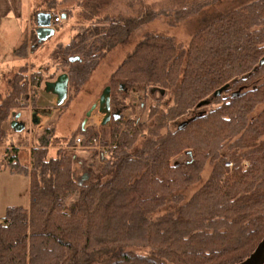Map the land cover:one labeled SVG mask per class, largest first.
Segmentation results:
<instances>
[{
	"label": "trees",
	"instance_id": "trees-1",
	"mask_svg": "<svg viewBox=\"0 0 264 264\" xmlns=\"http://www.w3.org/2000/svg\"><path fill=\"white\" fill-rule=\"evenodd\" d=\"M51 0L53 19L72 17V8ZM220 0H192L175 10L146 9L135 16L82 24L67 43H59L56 69L43 66L31 80L24 64L9 95L0 103V148L4 125L33 100L47 81L69 75V95L78 93L102 58L131 32L159 17L181 22ZM83 2V1H82ZM33 13L36 23L37 13ZM58 29V24L55 26ZM33 41L37 42L33 30ZM24 50L22 56H27ZM79 60L71 62V57ZM31 83V84H30ZM255 87L249 88L251 85ZM111 104L138 87L144 98L157 88L172 90L173 104L152 126L141 117H113L102 127L99 170L82 180L79 155L58 147L53 123L37 137L31 165L11 144L0 167L30 178L28 208L12 206L0 217V264H238L264 239V0H255L213 19L187 49L173 37L150 34L137 44L109 80ZM217 91H220L217 94ZM217 104L203 115L168 129L171 121L210 98ZM150 118L157 113L151 106ZM258 111V112H257ZM166 128V133H161ZM89 148L98 129L80 128ZM71 145V144H70ZM1 152V150H0ZM185 152L188 159L172 163ZM94 153L97 154L96 150ZM232 161V168L226 162ZM212 166L206 181L202 173ZM82 166V164H81ZM197 187V188H196ZM77 195L71 207L65 201Z\"/></svg>",
	"mask_w": 264,
	"mask_h": 264
},
{
	"label": "rangeland",
	"instance_id": "rangeland-1",
	"mask_svg": "<svg viewBox=\"0 0 264 264\" xmlns=\"http://www.w3.org/2000/svg\"><path fill=\"white\" fill-rule=\"evenodd\" d=\"M191 1L192 0H66L64 4L56 8V11L62 8H72V17L61 19L55 35L48 38L42 44H38V41L34 42L32 40L33 31L29 35L28 26L27 23H25L22 32L8 34L0 31V52H8L6 57L11 58L13 55L12 50H18L21 55L24 54L25 49L28 50L27 56L19 55L18 57L16 56L15 59L17 58L19 64L22 66L27 64V74L31 80V75L34 72L32 68L33 64L34 67H36L37 64L45 63V66H52V71L56 69L54 53L57 50V45L61 42H69L70 39L76 35V28L82 24H91L104 18L115 19L121 16H135L147 11L146 9H154L156 11L164 9L175 10L189 5ZM252 1L255 0H220L218 3L203 8L196 15L181 22L175 21L177 15L173 16V18L162 16L135 29L122 42L108 51L78 93L72 90L71 100L64 108H60V106L56 105L58 109L54 111L49 121L43 126L42 124L39 126L29 125L31 128V135L28 128L20 133H15L10 126V122L14 119V116H12L4 125L7 136L3 147L12 148L11 144L21 146L22 148H19L20 160L23 164L30 166L33 148H27L26 146L31 144L32 146H36L38 135L53 123L55 127V139L52 154H55L57 148L60 146L67 148L68 152L75 151L76 154L79 155L78 161H80V163L76 165V172L78 175L80 174L79 178L81 179L84 175L88 176V178L92 177L101 166L102 155L107 153L108 150V147L103 144V140L106 138H104V134L101 131L103 126L107 130L110 122L103 125L102 115L104 114L97 108L85 125L87 126L89 124V126L86 127L87 129L92 127L98 129L99 138L95 145L89 148H84V146L78 147L77 144L74 145V143H70L69 140L78 133L80 128H83V122L88 111L95 103H98L104 89L110 86V77L124 60L134 52L137 44L150 34L170 36L174 38L178 52H183L187 49L192 37L213 19ZM50 2L51 0H30L29 2L27 0L26 8L31 6L33 12L42 11L44 9H49ZM2 70L3 68L0 67V103L9 95L13 87V81L20 69L15 73L9 70ZM256 85L257 84H253L249 88L255 87ZM33 90V87L30 86L28 95L22 99L23 104H26V106L21 109V120L25 123L31 121L32 116L30 108L36 106L37 103L33 100ZM172 92V90L166 92L154 88L149 91V97L146 99L144 98L143 89L135 87L129 92L127 98L121 99L123 107H120L119 110L116 111V114L119 117L123 114L126 119L141 117L144 122L152 126L163 119V113L173 104ZM214 99L213 97L206 99L200 107L194 108L186 115L171 121L168 124V129L173 131L177 129L182 122L192 117L203 115L215 108L217 104ZM40 104L44 105L43 102ZM152 105L157 107V113L153 118H150V109ZM263 108L264 105L260 106L258 111ZM94 116H97V123L93 121ZM167 131L168 130L164 128L161 133H166ZM94 150H96L97 154L94 153ZM187 159V154L181 152L179 155L173 157L171 162L178 163ZM211 169L212 166L208 165L202 173L203 182L208 179ZM76 199L77 195L68 198L65 201V205L68 208L71 207ZM30 203L31 192L29 176L22 173H13L6 168L0 167V217L2 218L6 215L9 207L20 206L28 208Z\"/></svg>",
	"mask_w": 264,
	"mask_h": 264
},
{
	"label": "crops",
	"instance_id": "crops-1",
	"mask_svg": "<svg viewBox=\"0 0 264 264\" xmlns=\"http://www.w3.org/2000/svg\"><path fill=\"white\" fill-rule=\"evenodd\" d=\"M26 1L27 0H0V31L3 33H13V32H22V29H24V24L27 23V28L29 35L30 33L36 29V23L34 24L33 21V10L31 9V6L29 8H26ZM30 0H28L29 2ZM30 38V36H29ZM7 51V50H6ZM8 52L1 51L0 52V67L3 68V70H9L12 71V73H15L20 67H22L21 64H19V60L15 57L22 56L18 50H12V57H6ZM55 55V53H54ZM46 62V61H45ZM40 65V66H39ZM37 64L36 67H34L33 64V70L37 71L38 69L45 66V63ZM31 68V69H32ZM2 70V71H3ZM43 102L44 105H41L40 103ZM57 105V97L56 95L47 92L46 91V85H44L39 91H38V99L36 106L31 107V121L26 122V128H28L29 133L31 135V128L29 125H35L39 126L42 124V126L49 121L54 111L58 108H56ZM22 113V112H21ZM17 115V114H16ZM22 117V115H21ZM21 117L19 119V122H22ZM104 119V115H102ZM94 123H97V116H94ZM13 121V120H12ZM11 121V122H12ZM10 122V126L13 129L15 133H20L21 131H17L12 127V124ZM89 126V124L87 125ZM85 126V129L86 127ZM17 148H22L21 146L16 144ZM27 148L31 147L34 148L36 146H26ZM52 150V149H51Z\"/></svg>",
	"mask_w": 264,
	"mask_h": 264
},
{
	"label": "water",
	"instance_id": "water-1",
	"mask_svg": "<svg viewBox=\"0 0 264 264\" xmlns=\"http://www.w3.org/2000/svg\"><path fill=\"white\" fill-rule=\"evenodd\" d=\"M62 18H66V15L63 14ZM36 35L38 39V44H42L48 38L52 37L56 33V28L53 26V14L48 11H40L36 16ZM71 62L79 60V57H71ZM46 91L50 92L57 97V105L61 106L65 103L69 95V75L68 73H61L55 80L47 81L45 83ZM220 91H217L219 94ZM98 108V110L104 114L103 125L108 124L112 118V105H111V86H107L98 103H95L93 107L88 111L87 116L83 122V129L87 124L89 118L92 116L93 112ZM22 113L19 112L14 117L11 122L12 127L21 131L26 128L25 122H19ZM119 118V116H115ZM88 176L84 175L83 180H86ZM238 264H264V239L259 243L255 251L244 261Z\"/></svg>",
	"mask_w": 264,
	"mask_h": 264
},
{
	"label": "built area",
	"instance_id": "built-area-1",
	"mask_svg": "<svg viewBox=\"0 0 264 264\" xmlns=\"http://www.w3.org/2000/svg\"><path fill=\"white\" fill-rule=\"evenodd\" d=\"M60 21H61V18H59V17L54 18L53 19V26L55 27L57 24L60 23ZM82 142H83V137L82 136L78 137L77 140H76L77 146L78 147H81V146L83 147ZM8 149H9V147L7 148V147H3V146L0 148V150H1L0 158L5 159V158H7L9 156ZM233 166H234V163L232 161L226 162V167L227 168H232Z\"/></svg>",
	"mask_w": 264,
	"mask_h": 264
},
{
	"label": "flooded vegetation",
	"instance_id": "flooded-vegetation-1",
	"mask_svg": "<svg viewBox=\"0 0 264 264\" xmlns=\"http://www.w3.org/2000/svg\"><path fill=\"white\" fill-rule=\"evenodd\" d=\"M115 116H117L116 110L112 107V118L115 117ZM112 118H111V120H112Z\"/></svg>",
	"mask_w": 264,
	"mask_h": 264
}]
</instances>
